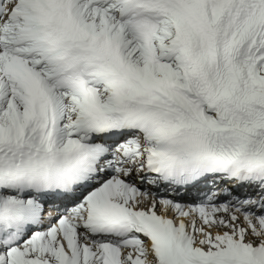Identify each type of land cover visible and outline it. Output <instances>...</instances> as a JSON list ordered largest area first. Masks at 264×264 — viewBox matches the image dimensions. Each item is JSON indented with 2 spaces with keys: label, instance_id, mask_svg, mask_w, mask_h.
Masks as SVG:
<instances>
[{
  "label": "snow or ice",
  "instance_id": "1",
  "mask_svg": "<svg viewBox=\"0 0 264 264\" xmlns=\"http://www.w3.org/2000/svg\"><path fill=\"white\" fill-rule=\"evenodd\" d=\"M0 264H264V0H0Z\"/></svg>",
  "mask_w": 264,
  "mask_h": 264
}]
</instances>
